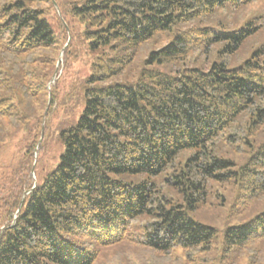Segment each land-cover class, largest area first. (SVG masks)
Returning <instances> with one entry per match:
<instances>
[{
    "label": "trees",
    "instance_id": "1",
    "mask_svg": "<svg viewBox=\"0 0 264 264\" xmlns=\"http://www.w3.org/2000/svg\"><path fill=\"white\" fill-rule=\"evenodd\" d=\"M255 1L0 0V145L48 93L51 109L59 51L64 72L83 68L59 163L25 195L14 179L0 205V264H95L124 243L154 264L262 263L264 207L220 239L190 215L221 188L235 194L230 215L264 199Z\"/></svg>",
    "mask_w": 264,
    "mask_h": 264
},
{
    "label": "rangeland",
    "instance_id": "2",
    "mask_svg": "<svg viewBox=\"0 0 264 264\" xmlns=\"http://www.w3.org/2000/svg\"><path fill=\"white\" fill-rule=\"evenodd\" d=\"M252 8L255 11L264 13V0H256ZM147 51V47L142 49L134 64L135 68L138 67L140 60L146 55ZM57 59L55 80L60 75L62 76L58 82L51 109L49 110L51 95L48 93L46 101L44 99V102L41 101L33 108L37 115H42L41 124L40 119L36 115L29 122L27 129L14 133L0 145V205L8 199L7 196L10 190L14 189V179L19 177L20 181L16 187L24 189L25 195L28 192L25 185L28 183L33 185L41 184L45 176L57 166L64 148L60 131L75 125L82 110V90L79 85L83 77V68L72 66L64 72L62 50L59 51ZM35 137L37 138L33 147L31 161L30 155L25 157L24 145L31 146ZM29 160L30 165L28 163ZM29 166L30 169H27ZM18 171L19 173L17 174ZM165 191L167 194H171L166 188ZM219 192L220 195L211 194L206 203L190 211V215L194 219L215 227L218 231V239H220L221 231L225 226L244 221L250 218L256 210L264 207V199L254 201L245 212L239 215H230L229 211L234 202L235 194L228 187L221 188ZM2 209L5 210L6 207ZM102 250V255L95 264H154L153 260L157 259L155 253L126 243L103 248ZM260 253V263L262 262L261 264H263L264 243L261 246ZM235 264L242 263L238 259Z\"/></svg>",
    "mask_w": 264,
    "mask_h": 264
},
{
    "label": "water",
    "instance_id": "3",
    "mask_svg": "<svg viewBox=\"0 0 264 264\" xmlns=\"http://www.w3.org/2000/svg\"><path fill=\"white\" fill-rule=\"evenodd\" d=\"M54 4H55V6H56V8H57L56 3H54ZM57 11L59 12L58 8H57ZM59 14H60V13H59ZM56 73H57V68L55 69V72H54V74H53V76H52L50 82H53V81L55 80V78H56ZM19 209H20V207L17 208V211H18Z\"/></svg>",
    "mask_w": 264,
    "mask_h": 264
}]
</instances>
